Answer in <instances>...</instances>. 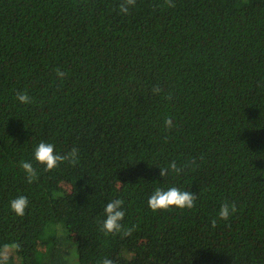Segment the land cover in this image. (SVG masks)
Listing matches in <instances>:
<instances>
[{
  "label": "trees",
  "instance_id": "obj_1",
  "mask_svg": "<svg viewBox=\"0 0 264 264\" xmlns=\"http://www.w3.org/2000/svg\"><path fill=\"white\" fill-rule=\"evenodd\" d=\"M40 141L76 148L75 162L45 171ZM156 186L195 204L153 211ZM18 195L22 217L8 206ZM115 198L123 228L105 234ZM70 255L264 264V0H0V264Z\"/></svg>",
  "mask_w": 264,
  "mask_h": 264
},
{
  "label": "clouds",
  "instance_id": "obj_2",
  "mask_svg": "<svg viewBox=\"0 0 264 264\" xmlns=\"http://www.w3.org/2000/svg\"><path fill=\"white\" fill-rule=\"evenodd\" d=\"M131 3V0H128ZM120 11L122 13L128 12L127 4H121ZM59 76L64 73L58 70ZM17 100L21 103H30L31 97L27 93H18ZM167 125H171V120H166ZM77 158V149L73 148L67 154H61L56 150L53 143L47 141H40L33 149V159L44 166L45 171H51L65 161L75 162ZM20 167L25 172L28 182L31 183L37 177L36 168L30 160L22 161ZM170 169L177 170L175 162L170 165ZM167 170L160 169V174L163 176ZM196 194L191 191L181 189L176 186H156L151 195L148 197V206L153 210L168 209L170 207H177L180 209L192 208L195 204ZM9 208L16 216H24L29 206V199L26 195H18L9 200ZM236 211L234 205L228 203L221 204L218 216L220 219L227 220L229 216ZM104 218L101 224V229L108 233L120 232L123 228L122 221L126 215L124 209V201L121 198H115L106 203L103 209ZM102 264H112L110 259L105 258Z\"/></svg>",
  "mask_w": 264,
  "mask_h": 264
},
{
  "label": "rangeland",
  "instance_id": "obj_3",
  "mask_svg": "<svg viewBox=\"0 0 264 264\" xmlns=\"http://www.w3.org/2000/svg\"><path fill=\"white\" fill-rule=\"evenodd\" d=\"M66 187H69L67 184H66ZM72 240V239H70ZM71 243V241H69ZM12 248V247H11ZM7 259H8V262L9 263H15V260L14 258L12 257V253L11 251H9L8 255H7ZM70 264H76V259L73 255H70ZM78 264V263H77Z\"/></svg>",
  "mask_w": 264,
  "mask_h": 264
}]
</instances>
